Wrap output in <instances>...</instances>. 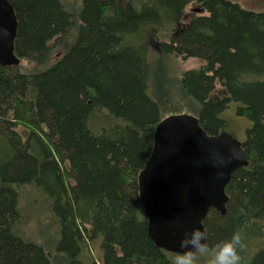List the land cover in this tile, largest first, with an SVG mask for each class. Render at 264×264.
<instances>
[{
	"label": "trees",
	"instance_id": "1",
	"mask_svg": "<svg viewBox=\"0 0 264 264\" xmlns=\"http://www.w3.org/2000/svg\"><path fill=\"white\" fill-rule=\"evenodd\" d=\"M8 2L20 63L0 65V264H172L139 196L154 130L187 113L209 135L228 132L230 102L252 123L248 165L231 175L226 214L203 221L206 244L240 230L243 264H264V12L230 0H82L74 13L61 0ZM167 57L201 65L172 75ZM24 189L48 203L21 204ZM35 206L48 217L37 238L23 216Z\"/></svg>",
	"mask_w": 264,
	"mask_h": 264
},
{
	"label": "water",
	"instance_id": "2",
	"mask_svg": "<svg viewBox=\"0 0 264 264\" xmlns=\"http://www.w3.org/2000/svg\"><path fill=\"white\" fill-rule=\"evenodd\" d=\"M17 19L8 0H0V65L18 66L14 53ZM241 142L226 131L209 135L197 117L170 114L154 130L153 147L138 176L148 236L168 253L182 252L185 232L199 229L210 209L226 214L231 175L247 167ZM206 243V241H205Z\"/></svg>",
	"mask_w": 264,
	"mask_h": 264
},
{
	"label": "rangeland",
	"instance_id": "3",
	"mask_svg": "<svg viewBox=\"0 0 264 264\" xmlns=\"http://www.w3.org/2000/svg\"><path fill=\"white\" fill-rule=\"evenodd\" d=\"M230 1L239 4L243 9H246V10L264 12V0H230ZM81 2L82 0H61V3L64 6V9L69 13L76 12L80 7ZM193 8H195V6L190 5L187 9L188 13H190V11ZM61 51L62 49H57L53 53V55L50 57L49 63L53 62L56 57L61 55ZM149 53L153 57H160V55L158 54L157 43L150 45ZM165 61H166L165 63L167 64L170 72L174 73L172 75H176L184 70L196 68L201 65V62L195 59L182 60L181 58L167 57ZM27 66L32 67L33 65L28 64ZM238 106H239L238 103L230 102L228 105V109H226L225 112L223 113V117L227 120L228 125H229V127L227 128V131L230 134H232L239 142L242 143L246 138V130L251 127L252 123L250 120L246 118L236 116L235 111ZM3 156L4 154L0 150V158H2ZM41 198L45 199V202L48 203L47 201L49 200L48 195L46 196V194H44L43 192L38 191L37 193H35V191L32 189H24L20 202L21 204H24V205L38 204V205L44 206L45 202L41 201L42 200ZM37 208L38 206H35V208L27 209L23 213V216L25 217V221L27 222L26 227H25L26 232L28 233L29 236L31 235L35 238L41 235L42 224L48 218L46 210L44 208H41L42 210L36 213ZM30 212L33 214L32 219L31 217H26L29 215ZM49 232H51V229L49 230ZM99 244H100V239H96L91 243L90 249H89L91 250V255H94L97 257L99 256V254H101L100 249H99ZM199 264H206V258L200 257Z\"/></svg>",
	"mask_w": 264,
	"mask_h": 264
},
{
	"label": "clouds",
	"instance_id": "4",
	"mask_svg": "<svg viewBox=\"0 0 264 264\" xmlns=\"http://www.w3.org/2000/svg\"><path fill=\"white\" fill-rule=\"evenodd\" d=\"M207 237L199 229L185 232L179 242L182 252L173 254L172 264H199L200 257L206 258V264H243L242 253L246 248L242 231L233 232L230 239L209 247Z\"/></svg>",
	"mask_w": 264,
	"mask_h": 264
}]
</instances>
